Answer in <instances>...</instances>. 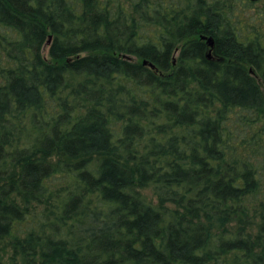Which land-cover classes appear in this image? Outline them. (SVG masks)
Instances as JSON below:
<instances>
[{
    "label": "trees",
    "instance_id": "16d2710c",
    "mask_svg": "<svg viewBox=\"0 0 264 264\" xmlns=\"http://www.w3.org/2000/svg\"><path fill=\"white\" fill-rule=\"evenodd\" d=\"M0 264H264V0H0Z\"/></svg>",
    "mask_w": 264,
    "mask_h": 264
},
{
    "label": "rangeland",
    "instance_id": "374dc122",
    "mask_svg": "<svg viewBox=\"0 0 264 264\" xmlns=\"http://www.w3.org/2000/svg\"><path fill=\"white\" fill-rule=\"evenodd\" d=\"M47 53V48L45 47L43 50V54L46 55ZM141 192L143 193L144 196H146L148 199H153L154 195H153V191L151 190V188H145L142 189Z\"/></svg>",
    "mask_w": 264,
    "mask_h": 264
},
{
    "label": "water",
    "instance_id": "95a60500",
    "mask_svg": "<svg viewBox=\"0 0 264 264\" xmlns=\"http://www.w3.org/2000/svg\"><path fill=\"white\" fill-rule=\"evenodd\" d=\"M252 1H257V0H252ZM49 41H50V37L48 38L47 43H49ZM207 43H208V45H209L210 47L212 46V41H211L210 38L207 39ZM207 56H208V57L210 56V51L208 52ZM144 63H145V61H144ZM150 66L153 67V65H150Z\"/></svg>",
    "mask_w": 264,
    "mask_h": 264
}]
</instances>
